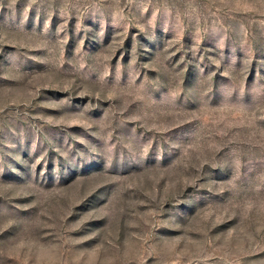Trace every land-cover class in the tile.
I'll use <instances>...</instances> for the list:
<instances>
[{"label": "rangeland", "instance_id": "obj_1", "mask_svg": "<svg viewBox=\"0 0 264 264\" xmlns=\"http://www.w3.org/2000/svg\"><path fill=\"white\" fill-rule=\"evenodd\" d=\"M0 264H264V0H0Z\"/></svg>", "mask_w": 264, "mask_h": 264}]
</instances>
